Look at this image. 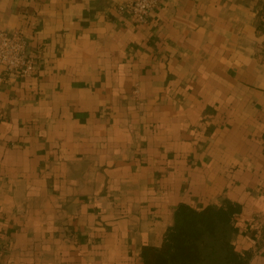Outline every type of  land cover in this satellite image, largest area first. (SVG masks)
I'll use <instances>...</instances> for the list:
<instances>
[{
	"label": "crops",
	"instance_id": "0c3cea01",
	"mask_svg": "<svg viewBox=\"0 0 264 264\" xmlns=\"http://www.w3.org/2000/svg\"><path fill=\"white\" fill-rule=\"evenodd\" d=\"M128 1L0 0L34 61L0 69V264H143L182 204L264 264V0Z\"/></svg>",
	"mask_w": 264,
	"mask_h": 264
},
{
	"label": "trees",
	"instance_id": "16d2710c",
	"mask_svg": "<svg viewBox=\"0 0 264 264\" xmlns=\"http://www.w3.org/2000/svg\"><path fill=\"white\" fill-rule=\"evenodd\" d=\"M261 31L264 34V18ZM240 213L235 205L202 210L180 205L162 244L143 248V264H249L250 254L239 253L232 243Z\"/></svg>",
	"mask_w": 264,
	"mask_h": 264
},
{
	"label": "built area",
	"instance_id": "2783aa9c",
	"mask_svg": "<svg viewBox=\"0 0 264 264\" xmlns=\"http://www.w3.org/2000/svg\"><path fill=\"white\" fill-rule=\"evenodd\" d=\"M160 0H129L118 7L119 14L133 17L139 23H146L159 5ZM0 69L7 80L30 77L34 61L28 54V41L23 30H0ZM140 93L135 85L134 95ZM1 256V243H0Z\"/></svg>",
	"mask_w": 264,
	"mask_h": 264
}]
</instances>
